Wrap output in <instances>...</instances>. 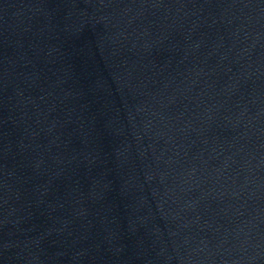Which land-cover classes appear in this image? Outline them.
<instances>
[{"label": "water", "instance_id": "obj_1", "mask_svg": "<svg viewBox=\"0 0 264 264\" xmlns=\"http://www.w3.org/2000/svg\"><path fill=\"white\" fill-rule=\"evenodd\" d=\"M0 264H264V0H0Z\"/></svg>", "mask_w": 264, "mask_h": 264}]
</instances>
